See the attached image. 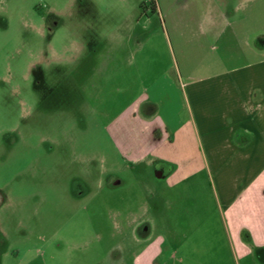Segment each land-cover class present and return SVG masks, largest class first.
<instances>
[{"label": "rangeland", "instance_id": "1", "mask_svg": "<svg viewBox=\"0 0 264 264\" xmlns=\"http://www.w3.org/2000/svg\"><path fill=\"white\" fill-rule=\"evenodd\" d=\"M208 2L0 0V264H135L149 245L155 264H264L242 257L206 171L133 163L107 129L142 94L163 112L136 52L171 47L181 66L177 34ZM219 3L263 19V0ZM175 169L189 178L169 185Z\"/></svg>", "mask_w": 264, "mask_h": 264}, {"label": "crops", "instance_id": "2", "mask_svg": "<svg viewBox=\"0 0 264 264\" xmlns=\"http://www.w3.org/2000/svg\"><path fill=\"white\" fill-rule=\"evenodd\" d=\"M219 1L208 2L205 15L189 18L177 34L181 66L170 45L168 52L137 50L135 79L159 88L163 112L159 99L142 94L107 129L133 163L149 158L169 168L206 171L242 257L263 250L264 263V0L258 21L221 13ZM164 42L171 43L168 34ZM176 174L170 170L169 185L189 178ZM161 247L147 246L135 264H155Z\"/></svg>", "mask_w": 264, "mask_h": 264}, {"label": "trees", "instance_id": "3", "mask_svg": "<svg viewBox=\"0 0 264 264\" xmlns=\"http://www.w3.org/2000/svg\"><path fill=\"white\" fill-rule=\"evenodd\" d=\"M154 10H155V6H154Z\"/></svg>", "mask_w": 264, "mask_h": 264}]
</instances>
